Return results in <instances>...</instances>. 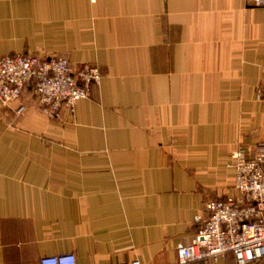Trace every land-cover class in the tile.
Wrapping results in <instances>:
<instances>
[{"label": "crops", "instance_id": "obj_1", "mask_svg": "<svg viewBox=\"0 0 264 264\" xmlns=\"http://www.w3.org/2000/svg\"><path fill=\"white\" fill-rule=\"evenodd\" d=\"M17 54L102 80L61 120L27 90L22 116L0 102V264H178L207 204L239 196L232 154L264 144V5L0 0V57Z\"/></svg>", "mask_w": 264, "mask_h": 264}, {"label": "built area", "instance_id": "obj_2", "mask_svg": "<svg viewBox=\"0 0 264 264\" xmlns=\"http://www.w3.org/2000/svg\"><path fill=\"white\" fill-rule=\"evenodd\" d=\"M260 7L264 0H247ZM97 66L74 68L59 56L17 54L0 57V102H20L16 113L25 114L21 102L27 88L44 114L61 120L64 112L74 114L78 103L91 96L92 86L101 84ZM264 107V94L259 93ZM236 171L235 187L239 196L207 204L208 218L189 245L177 247L178 264L225 260L235 256L237 264H260L264 261V144L252 153L239 149L232 154ZM196 221H201L197 217ZM40 264H77L73 252L47 256ZM141 264L135 260L130 263Z\"/></svg>", "mask_w": 264, "mask_h": 264}, {"label": "trees", "instance_id": "obj_3", "mask_svg": "<svg viewBox=\"0 0 264 264\" xmlns=\"http://www.w3.org/2000/svg\"><path fill=\"white\" fill-rule=\"evenodd\" d=\"M27 91L31 94V96L34 98L33 88H27ZM264 262H261L260 264H263Z\"/></svg>", "mask_w": 264, "mask_h": 264}, {"label": "rangeland", "instance_id": "obj_4", "mask_svg": "<svg viewBox=\"0 0 264 264\" xmlns=\"http://www.w3.org/2000/svg\"><path fill=\"white\" fill-rule=\"evenodd\" d=\"M264 262V261H263Z\"/></svg>", "mask_w": 264, "mask_h": 264}, {"label": "water", "instance_id": "obj_5", "mask_svg": "<svg viewBox=\"0 0 264 264\" xmlns=\"http://www.w3.org/2000/svg\"><path fill=\"white\" fill-rule=\"evenodd\" d=\"M264 264V263H263Z\"/></svg>", "mask_w": 264, "mask_h": 264}]
</instances>
